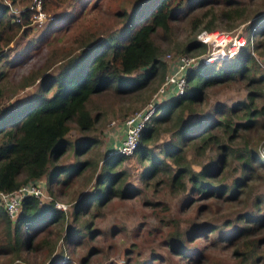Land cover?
<instances>
[{
	"label": "trees",
	"instance_id": "obj_1",
	"mask_svg": "<svg viewBox=\"0 0 264 264\" xmlns=\"http://www.w3.org/2000/svg\"><path fill=\"white\" fill-rule=\"evenodd\" d=\"M9 1L15 2V0ZM18 1L24 6L19 13L18 21L8 13L7 4L0 2V60L6 57V49L17 33L26 35L32 29L30 22L32 8L25 6L32 0ZM65 1L41 0V8L53 10L59 3ZM219 3L225 9L220 8L217 12L204 9L189 17L188 32L193 36L201 29H213L216 25L214 20L218 17L229 19L231 22L226 26L233 27L236 19L243 17L244 7L239 6L237 0H135L128 10L120 12V25L117 28L96 38L89 45L86 43L84 50L68 56L63 62L58 60L59 66L55 73L41 76L38 72H31L26 76L21 86H26L37 76H41L39 90L30 98L0 109V191L15 190L27 181L39 179L45 174L48 175L47 181L51 182L53 177L62 173L61 185L66 184L72 175L78 173L85 163L87 164L85 161L71 166L54 163L68 142L65 135L69 123H74L79 131L91 129L95 116H92L88 104L93 96L110 88L118 92L122 85L129 83L142 84L146 75L165 68V63L158 57V47L152 41L154 33L158 30L166 33L169 30L170 20L186 17L187 6L190 9L206 5L214 7ZM66 14L68 13L59 14V17L54 19L56 24L60 21L66 22V17L63 18ZM207 15L209 19L206 20L204 18ZM261 27H254L253 31L263 37L264 29ZM261 44L264 45V42L256 41L257 46ZM188 49L189 46H184L180 51L186 52ZM248 50L246 44L229 60L197 63L186 74L184 91L158 105L149 122L141 129L138 144L132 153L138 159L148 160L149 166L146 167L148 171H157V163L162 161L151 154L148 143L157 133V125L173 119L176 126L170 146L162 150L163 156L168 157L175 165L170 175L171 183L183 189L187 181L189 189L200 194V197L220 198L221 195L226 194L227 199L230 200L243 193L246 188L252 187L255 179H264V176H257L260 173L258 167L264 169V158H261L240 135L242 131L250 128L259 112H262V107L255 106L256 93L248 92L245 99L236 100L227 108L214 107V113L200 110L195 119L183 120L184 112L195 114L196 107L198 109L203 103L205 89L212 83L232 75L246 79L248 83H256L264 79V73L259 70L255 57L250 55ZM5 61L0 64V82L6 76L5 64L14 63L9 60L5 63ZM141 67L146 68L142 78L129 76L128 73ZM52 86L54 88L50 92ZM1 96L0 86V98ZM234 117H237V120H234ZM237 138L238 140L235 141ZM95 141V138H81L75 143L74 154L78 155L86 151ZM186 143H189L195 153L206 151L210 153L198 170L191 167L190 159H187L183 153L182 149ZM43 154L51 163L50 170H46V166L40 162V158H45ZM125 157L127 155L116 152L114 148L108 150L101 159L95 180L99 186L98 192L80 196L74 205L73 217L76 208L79 210L88 204L98 206L107 198L120 194L118 191L121 189L115 186L119 174L115 167ZM229 160H236L234 169L238 173L229 180L225 176L220 181H211V178H217L223 172L222 169ZM163 163L168 165L165 161ZM99 189L104 192L100 194ZM61 215L62 212L54 207L52 200L41 204L38 197L33 195H25L21 198L20 211L14 220H11L0 205V254L17 255L20 249L29 248L30 241L37 232L45 226L57 223ZM234 220L240 225L220 234V237L232 245V254L238 256L237 264H264V233H261V230H264V192H254L248 207L237 213ZM223 224L225 227L229 226V221ZM77 226L79 227V224ZM89 226V222H86L83 229ZM197 226L192 224L194 231L191 233H200V229L206 227L205 224L200 228ZM80 228L67 227L66 238L69 237L75 242ZM47 236L51 237V231L43 234L31 245L37 246L45 241ZM175 238L177 236L171 234L168 240L171 242ZM171 244L172 250L180 251L178 244L174 242ZM47 247L48 253L51 254L54 243ZM89 253L90 251L88 255H91L92 251ZM180 253L184 257L189 256L182 251ZM84 259L82 258V261ZM52 263H58V260L51 259L46 264Z\"/></svg>",
	"mask_w": 264,
	"mask_h": 264
},
{
	"label": "rangeland",
	"instance_id": "obj_2",
	"mask_svg": "<svg viewBox=\"0 0 264 264\" xmlns=\"http://www.w3.org/2000/svg\"><path fill=\"white\" fill-rule=\"evenodd\" d=\"M134 1L66 0L53 10H43L46 19L41 23L32 22V29L26 35L17 33L6 49V57L0 60V64L5 60L14 62L5 64L6 76L0 82L2 88L0 109L30 98L39 90L41 76L58 70V60L63 62L68 56L84 50L86 43L89 45L96 38L117 28L120 25V12L128 10ZM237 1L239 6L244 7L243 17L236 19L233 27L226 26L231 22L229 19L218 17L214 20L216 25L213 29H235L242 35L252 38V49L248 52L255 57L259 70L264 73V45H256L257 40L264 42V36L261 37L253 31L254 27L258 26L264 29V0ZM0 2L7 4L9 14L14 17L18 15L19 18L24 6L18 0L15 2L0 0ZM30 3H26L25 6H29ZM220 8L225 9L220 3L214 7L206 5L190 9L187 6L186 17L170 20L169 30L166 33L158 30L153 34L152 41L158 47V57L165 63L163 70L157 69L151 75H146L142 84L129 83L122 85L118 92L110 88L93 96L88 104L92 116H95L91 129L79 131L74 123H69L65 135L68 142L62 154L53 162L59 165L69 164V166L83 161L87 164L85 163V166L72 175L64 185H61L62 173L53 177L51 182L47 181V174L39 179L50 196L48 201L52 200L55 207L56 204L58 206L63 204L64 207H58L62 215L57 223L38 231L30 241L29 248L20 249L17 255L0 254V264H46L51 259L58 260V263L52 264H237L238 256L232 254V245L220 237V234L240 225L234 220L235 215L248 207L254 192H264V179H255L252 187L246 188L243 193L237 197L233 196L236 198L230 200L227 199L226 194L221 195L220 198L200 197V194L189 189L187 181L183 189L171 183L170 175L175 165L168 157L163 156L162 150L170 146L176 126L173 119L157 125V133L148 143L151 154L162 160L157 163V171L146 169L149 166L147 159L141 160L133 154L127 155L115 167L119 173L115 186L121 189L118 191L120 194L105 198L106 201L98 206L88 204L79 210L76 208L73 217L77 199L80 196H88L90 192H98L99 186L95 180L101 159L108 153L106 134L110 132L111 121L119 124L126 114L145 104L167 71L169 62L165 59L166 54L172 57L181 53L196 54L198 47L190 46L194 36L188 32L189 17L204 9L217 12ZM65 12L68 13L63 16L66 17V22L60 21L56 24L54 19ZM204 19H209V15ZM184 46H189V49L181 52L180 49ZM31 72H38L41 76H37L32 83L21 86L25 77ZM145 73L146 68L141 67L128 74L142 78ZM53 88L54 86L50 92ZM248 92L256 93L255 106L262 107V112H259L250 128L242 131L240 135L261 158H264V79L256 83H248L246 79L232 75L212 83L205 89L203 103L198 109L196 107L195 114L184 112L183 120L195 119L200 110L214 113V107L227 108L236 100L245 99ZM234 120H237V117H234ZM120 134L121 130L116 128L112 137L118 139ZM83 137L95 138L96 141L86 151L75 155V143ZM237 140L238 138L235 141ZM182 150L185 157L190 159L194 170H198L210 154L208 151L195 153L189 143L184 144ZM43 155L45 158H40V162L46 166V170H50L51 163L45 154ZM163 161L168 165L166 166ZM236 164V160H229L222 169L223 172L217 178H211V181H220L225 176L229 180L238 173L234 169ZM258 169L260 173L257 176L263 177L264 169L261 166ZM99 192L102 194L104 190L99 189ZM46 201L47 196L43 198V202ZM14 218L16 216L11 217V220ZM225 220L229 221V226H224ZM86 222H89L90 226L83 229ZM192 224L198 225V228L205 224L206 227L200 229V233H191L194 231ZM69 226L80 228L75 242L69 237L66 238V228ZM49 231L51 237L47 236L45 241L35 247L31 245ZM261 233H264V230H261ZM171 234L177 236L171 242L178 244L180 251L171 249L172 244L168 240ZM53 243V252L50 254L47 245ZM89 251L90 253L92 251L91 255H88ZM181 251L189 256L184 257ZM87 256L89 257L86 259ZM82 258L85 259L82 261Z\"/></svg>",
	"mask_w": 264,
	"mask_h": 264
},
{
	"label": "built area",
	"instance_id": "obj_3",
	"mask_svg": "<svg viewBox=\"0 0 264 264\" xmlns=\"http://www.w3.org/2000/svg\"><path fill=\"white\" fill-rule=\"evenodd\" d=\"M28 8H32L30 22L41 23L46 19L41 8V0H32ZM10 9V7H9ZM23 9V8H22ZM21 9V10H22ZM14 12L15 10H11ZM19 20L18 15L14 18ZM252 49V38L239 33V30L201 29L194 35L190 46L196 48V54L181 53L175 56L165 55L169 64L162 81L150 95L141 108L126 114L119 124L111 121L110 125L121 130L120 141L114 147L116 152L131 155L138 144L139 133L143 126L149 122L158 105L184 91L186 74L197 63H210L224 61L232 58L245 45ZM113 131V129H111ZM115 133V132H114ZM44 186L39 179L27 181L12 191H0V205L11 217L18 215L21 198L25 195L40 197L43 195ZM56 207H64L63 204Z\"/></svg>",
	"mask_w": 264,
	"mask_h": 264
},
{
	"label": "crops",
	"instance_id": "obj_4",
	"mask_svg": "<svg viewBox=\"0 0 264 264\" xmlns=\"http://www.w3.org/2000/svg\"><path fill=\"white\" fill-rule=\"evenodd\" d=\"M111 129H113V131H111ZM109 130H110V132H108V134H106V137L108 138V142H107V144L109 145V147H107V152H108V150H110L111 148H114L118 143H119V139H120V137L118 138V139H115V138H113L114 136V132L116 131V128L115 127H113V126H111L110 125V127H109ZM109 135V136H108ZM113 136V137H112ZM112 137V138H111ZM111 139H112V141H111ZM41 178V177H40ZM39 178V179H40ZM42 184H43V182H42ZM44 185V184H43ZM45 190V191H44ZM47 190H46V187L44 186V189H43V195L40 197V203L42 204V203H46V202H48V199L50 198V196H49V194H48V192H46ZM46 192V193H45ZM47 196V201L46 202H43V198L44 197H46ZM56 209H58L59 210V208L58 207H55Z\"/></svg>",
	"mask_w": 264,
	"mask_h": 264
},
{
	"label": "clouds",
	"instance_id": "obj_5",
	"mask_svg": "<svg viewBox=\"0 0 264 264\" xmlns=\"http://www.w3.org/2000/svg\"><path fill=\"white\" fill-rule=\"evenodd\" d=\"M55 207V206H54Z\"/></svg>",
	"mask_w": 264,
	"mask_h": 264
}]
</instances>
